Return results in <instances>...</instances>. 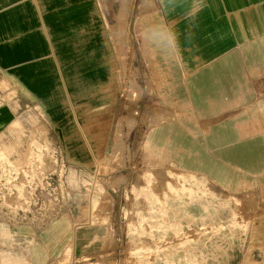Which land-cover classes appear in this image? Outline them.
Returning <instances> with one entry per match:
<instances>
[{
	"label": "crops",
	"instance_id": "obj_1",
	"mask_svg": "<svg viewBox=\"0 0 264 264\" xmlns=\"http://www.w3.org/2000/svg\"><path fill=\"white\" fill-rule=\"evenodd\" d=\"M118 64L141 88L142 113L152 100V110L171 116L151 140L264 148V0H0V145L17 141L16 132L23 140L44 133L79 180L87 155L74 149L90 151L78 111L116 101ZM113 116L112 108L107 142ZM142 147L140 163L163 164L162 144ZM51 196L39 190L31 211L15 193L9 203L0 197V211L11 214L0 219V264H127L112 193L106 210L99 196L81 205L79 188ZM252 257L264 264V237Z\"/></svg>",
	"mask_w": 264,
	"mask_h": 264
},
{
	"label": "rangeland",
	"instance_id": "obj_2",
	"mask_svg": "<svg viewBox=\"0 0 264 264\" xmlns=\"http://www.w3.org/2000/svg\"><path fill=\"white\" fill-rule=\"evenodd\" d=\"M112 87L116 101L112 95L78 111L91 153L82 146L74 149L79 159L87 155L79 180L71 181V165L61 162V148L44 133L41 139L33 132L23 140V133L16 132L17 141L2 142L1 202L9 203L15 193L20 207L31 211L28 204L39 190L48 193L51 202V195L66 197L67 190L79 188L81 205L99 196V208L106 210L112 193L113 221L121 226L127 264H255L253 249L264 237V148L169 147L179 142L151 140L150 130L171 118L168 110H152L149 100L142 113L137 108L142 107L141 88L130 71L126 81L119 64ZM112 108L114 125L107 142ZM149 143L163 145V164L140 163L142 146ZM197 159L203 160L201 169L183 168ZM153 187L154 196L148 193ZM9 215L0 211V219L8 220Z\"/></svg>",
	"mask_w": 264,
	"mask_h": 264
},
{
	"label": "bare ground",
	"instance_id": "obj_3",
	"mask_svg": "<svg viewBox=\"0 0 264 264\" xmlns=\"http://www.w3.org/2000/svg\"><path fill=\"white\" fill-rule=\"evenodd\" d=\"M142 243V242H141Z\"/></svg>",
	"mask_w": 264,
	"mask_h": 264
}]
</instances>
